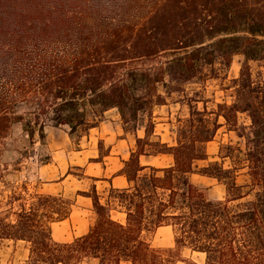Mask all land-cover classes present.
Returning a JSON list of instances; mask_svg holds the SVG:
<instances>
[{
  "label": "trees",
  "instance_id": "1",
  "mask_svg": "<svg viewBox=\"0 0 264 264\" xmlns=\"http://www.w3.org/2000/svg\"><path fill=\"white\" fill-rule=\"evenodd\" d=\"M235 54L244 61L233 100L216 111L187 103L188 134L174 145L136 137L121 169L127 187L109 188L104 202L94 185L84 192L95 213L84 235L53 240L50 222L64 219L71 204L61 196L33 192L13 223L0 220V239L28 244L22 264H264V78L248 66L264 62V0H0V147L17 122L43 144L48 124L67 127L71 138L110 109L130 124L165 104L160 89L169 94L190 79L219 76ZM238 114L248 124H237ZM221 126L243 140L247 180L237 182L236 164L208 163L197 172L225 187L222 199H209L189 176ZM226 148L220 158H231ZM166 153V167L139 160ZM162 226L171 228L170 247L150 243Z\"/></svg>",
  "mask_w": 264,
  "mask_h": 264
},
{
  "label": "rangeland",
  "instance_id": "2",
  "mask_svg": "<svg viewBox=\"0 0 264 264\" xmlns=\"http://www.w3.org/2000/svg\"><path fill=\"white\" fill-rule=\"evenodd\" d=\"M244 61V57L240 54H235L228 67H226L219 76L209 75L205 78L190 79L182 83L179 91H173L165 94L163 89H160L165 97L164 105H153L148 111L150 116L139 114L137 120L130 124H121L124 132L127 133L130 139L134 136L143 138L147 135L152 141L157 140V135L152 134L153 124L155 122L156 132H163L162 139L168 143L175 141L181 134V131L187 133L189 108L187 103L201 110L206 107L207 110H217V104H229L233 100L232 80L238 76L239 68ZM249 70L254 78L260 75L264 78V62L258 60L248 61ZM110 112L112 116H118L116 109ZM149 118L153 124L149 122ZM119 121V119H117ZM196 120V119H195ZM223 123V119L219 118ZM118 124V123H117ZM195 127L199 128L198 122L194 121ZM205 124V123H204ZM208 124V123H206ZM237 124H248V118L245 114H238ZM51 125H47L46 128ZM67 130V127H65ZM86 128L81 127L72 133V144L77 147L79 138L85 134ZM188 134V133H187ZM190 137V136H188ZM194 137V136H193ZM195 138V137H194ZM41 143L38 140L37 134L32 138L27 136L19 122L13 123L6 135L3 144L0 147V220L8 223H13L17 216V211L20 208L21 202L26 204L31 202V195L34 194L38 187L36 178L37 167L45 161L49 155V148L46 142ZM227 145L233 147L230 157L220 158L225 154H229L226 148ZM100 153L103 152L104 145L100 143ZM238 148L240 151L235 150ZM206 157L203 160H195L194 172L190 174V181L200 188L209 199H222L225 195V187L222 182L214 177L201 175L197 172L198 169L206 166L208 163L216 162L223 168H230L236 164V180L238 183H243L247 180L245 167L243 164V140L238 138L235 132H228L227 127L221 126L206 147ZM220 150V154H219ZM218 152V155H217ZM235 161V162H234ZM171 155L158 157L155 163L165 165L171 163ZM75 175H81L78 167H73L71 170ZM89 183V181H87ZM26 192L23 193L24 188ZM22 193L21 196L15 197L16 193ZM52 231V238L57 243L71 242L73 239L67 237L63 229H57L56 223ZM166 231L160 230L153 236H150V243L154 247L166 248L171 246L172 240H166ZM28 244L22 240L15 239H0V264H22L26 260ZM183 257H189L192 260L202 263L203 254L191 253L187 249L182 250ZM83 264H95L94 260H88ZM172 264H182L176 261Z\"/></svg>",
  "mask_w": 264,
  "mask_h": 264
},
{
  "label": "crops",
  "instance_id": "3",
  "mask_svg": "<svg viewBox=\"0 0 264 264\" xmlns=\"http://www.w3.org/2000/svg\"><path fill=\"white\" fill-rule=\"evenodd\" d=\"M111 110L113 109L105 111L102 120L79 138L77 147L72 144L64 128L45 127L50 158L48 162L41 163L36 169L38 187L35 192L61 196L71 202L68 215L64 219L50 222L51 236L55 228L53 223H56L57 229H63L67 237L71 239L84 235L89 230L95 220V213L90 197L84 192L90 191L93 185L100 202L105 201L109 188L122 189L128 185L121 169L123 162L128 159L130 152L134 149L135 138L138 136L130 139L121 127L120 121L117 120L119 118L110 115ZM153 125L152 134H156L157 138L167 145H174L175 141L168 143L162 139L163 132H156L157 124L154 122ZM211 142L212 140L205 144V149ZM100 143L104 145L101 153ZM166 155L169 154L141 155L139 160L143 165L161 168L171 165L172 162L158 165L155 159ZM73 167H78L81 175L72 173ZM110 215L114 218L121 217L113 210L110 211ZM160 230L166 231V240L173 241L169 226L157 228L151 236ZM64 241L67 242L69 239Z\"/></svg>",
  "mask_w": 264,
  "mask_h": 264
}]
</instances>
